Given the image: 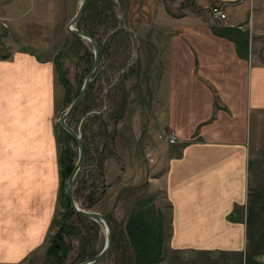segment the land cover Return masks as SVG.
I'll return each mask as SVG.
<instances>
[{
    "label": "crops",
    "instance_id": "crops-1",
    "mask_svg": "<svg viewBox=\"0 0 264 264\" xmlns=\"http://www.w3.org/2000/svg\"><path fill=\"white\" fill-rule=\"evenodd\" d=\"M12 1L0 0V25L16 34ZM206 1L225 6L215 27L243 32L246 52L213 33ZM198 4L153 9L138 56L146 100L124 104L100 164L90 209L121 226L130 264H264V63L252 53L264 0ZM57 115L53 62L22 50L0 58V264L44 248L61 186ZM153 237L154 253L143 240Z\"/></svg>",
    "mask_w": 264,
    "mask_h": 264
},
{
    "label": "rangeland",
    "instance_id": "rangeland-1",
    "mask_svg": "<svg viewBox=\"0 0 264 264\" xmlns=\"http://www.w3.org/2000/svg\"><path fill=\"white\" fill-rule=\"evenodd\" d=\"M79 2L80 0H14L11 10L20 17L22 30L16 34L7 33L8 29L0 25V58L8 56L10 50H22L36 54L41 60L53 62L59 118L77 96L93 61L91 45L66 31V25L75 15ZM163 3L166 12L174 11L175 15H179L184 8L198 12L201 7L198 0H87L83 14L75 25L78 30L93 37L99 49V62L92 81L84 98L66 121L70 128L80 133L84 143L83 163L74 180V191L77 194L75 200L82 209L91 211L90 208L102 194L104 182L100 177V164L112 153L114 124L124 104L128 99L130 102L146 100L145 88L150 78L147 63L140 62L138 58L141 49L139 44L142 45L148 38L146 23L153 20V9ZM203 5L208 21L223 24L226 18L215 21L211 9L217 7L225 13L224 5L214 1H206ZM245 18L248 19L247 14ZM135 22L141 27L136 28L135 25V30H132ZM254 37V59L259 63V57L264 63V35ZM142 48L144 50L146 47ZM103 124L107 125L106 129ZM56 133L59 139V162L65 152V158L74 166L77 159L75 141L67 136L59 124ZM61 168L60 165V172ZM66 180L62 183L61 176L56 213L44 248L32 255L26 264H79L97 255L104 246L102 229L94 222L71 212V208L67 206ZM105 218L115 237L112 236V244L106 256L94 264H130L126 245L121 237V226L109 221V217ZM148 225L149 223L144 224V227ZM150 225L153 229L155 223L150 222ZM124 230L126 231L125 228ZM58 235L61 236L59 241ZM143 240L148 246H153L154 253L157 247L156 237ZM53 241L60 243L61 251L49 256L47 250Z\"/></svg>",
    "mask_w": 264,
    "mask_h": 264
},
{
    "label": "water",
    "instance_id": "water-1",
    "mask_svg": "<svg viewBox=\"0 0 264 264\" xmlns=\"http://www.w3.org/2000/svg\"><path fill=\"white\" fill-rule=\"evenodd\" d=\"M86 3H87V0H80L78 9H77L75 15L72 17V19L66 25V31L77 36V37H79L81 40L87 41L91 45L92 54H93V61H92V65H91L90 69L88 70V72H87V74L83 80L82 86H81L77 96L71 101V103L68 105V107L65 109L63 115L59 119V125L69 136L72 137V139L75 141L76 147H77V159H76V162H75L70 174L67 177L66 187H65V194H66V198H67V201L69 203V206L75 214L94 222L95 224H97L102 229V231H104L103 233L105 236V242H104V246L101 249V251L97 255L93 256L92 258H89V259L79 263V264H94V263L99 262L101 259H103L106 256V254L108 253V251L111 247V244H112L113 234H112V229H111V226H110L108 220L103 215L80 208L79 205L77 204L76 200H75L74 180H75V177H76L77 173L79 172V170L82 166L85 151H84V143H83V140L81 138L80 133L78 131H75L72 128H70L66 123L67 118L70 116L71 112L78 106V104L84 98L86 91H87V88H88L90 82L92 81V76H93V74H94V72L98 66V62H99V49H98V45H97L96 41L94 40V38L91 37L86 32L78 30L75 27L76 23L80 20L82 14H83Z\"/></svg>",
    "mask_w": 264,
    "mask_h": 264
},
{
    "label": "trees",
    "instance_id": "trees-1",
    "mask_svg": "<svg viewBox=\"0 0 264 264\" xmlns=\"http://www.w3.org/2000/svg\"><path fill=\"white\" fill-rule=\"evenodd\" d=\"M215 26H217V25L214 24V26H212V31L216 36L223 37L226 39H230V40L236 42V47L239 49L240 53L242 54L243 52H246L247 36L243 32H241L238 28H235V27H233V28H231V27L216 28ZM7 57L8 56H3L2 58H7ZM67 136H69V135L67 134ZM64 153L60 157L61 158L60 159V165L62 167L60 175L62 176V183H63L64 179L65 180L67 179L68 175L70 174V172L73 168V165H71V163L68 161V158L67 159L65 158ZM74 195L77 196L76 191H74ZM66 203H67V206L70 207L69 203L67 201V198H66ZM71 212H73V211H71ZM57 239H58V241L61 240V236L58 235ZM59 244H60L59 242L57 243V241L56 242L53 241L51 246L48 247L47 254L49 256H52V255L54 256L57 254V252L61 251V246Z\"/></svg>",
    "mask_w": 264,
    "mask_h": 264
},
{
    "label": "built area",
    "instance_id": "built-area-1",
    "mask_svg": "<svg viewBox=\"0 0 264 264\" xmlns=\"http://www.w3.org/2000/svg\"><path fill=\"white\" fill-rule=\"evenodd\" d=\"M211 14L215 21H223L226 18V15L223 12V10L217 7H213L211 9ZM164 134H166V137L169 138V143L173 144L174 143V133L172 131H166Z\"/></svg>",
    "mask_w": 264,
    "mask_h": 264
},
{
    "label": "bare ground",
    "instance_id": "bare-ground-1",
    "mask_svg": "<svg viewBox=\"0 0 264 264\" xmlns=\"http://www.w3.org/2000/svg\"><path fill=\"white\" fill-rule=\"evenodd\" d=\"M104 232V231H103Z\"/></svg>",
    "mask_w": 264,
    "mask_h": 264
}]
</instances>
